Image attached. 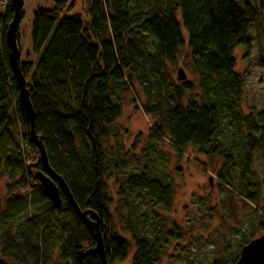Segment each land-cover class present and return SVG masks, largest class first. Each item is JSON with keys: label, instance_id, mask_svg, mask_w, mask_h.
I'll list each match as a JSON object with an SVG mask.
<instances>
[{"label": "trees", "instance_id": "16d2710c", "mask_svg": "<svg viewBox=\"0 0 264 264\" xmlns=\"http://www.w3.org/2000/svg\"><path fill=\"white\" fill-rule=\"evenodd\" d=\"M4 3L0 8V136L17 126L26 148L39 157L27 142L28 120L8 61L5 30L12 9L9 0ZM50 5L32 15L29 41L35 63L20 64L34 109L35 133L48 164L78 207L99 218L108 264L124 262L131 243L130 264H159L173 233L152 225L160 219L153 208L169 212L171 191L150 179L148 169L139 167L134 172L135 156L128 157L121 144L115 145V151L106 148L121 116L113 95L129 89L134 78L149 80L162 63L173 64L186 44L196 71L208 79L218 78L208 91L213 98L209 101L206 96L201 104L188 101L184 106V95L192 92L189 87L152 86L147 95L153 105L144 106L145 113L156 119L149 140L166 137L177 153L193 148L207 159L221 157L218 177L230 183L234 160L218 139L221 122L229 118L246 132L241 137L238 181L242 185L250 176L252 154L264 158V112L244 118L236 110L234 100L244 80L234 73L233 54L238 47H249L248 28L259 22L264 0H254L253 5L242 0H50ZM153 90L156 93L151 96ZM1 157L7 160L9 154ZM36 171H42L39 158L35 165L21 167L20 182L32 180ZM112 177L118 205L128 211L123 230L131 243L107 231L112 200L106 181ZM58 190L59 210L51 209L41 191V202L26 198L4 202L0 223L6 227L16 220L26 224L22 231L26 251L18 264H79L80 251L84 252L82 264H100L90 234ZM245 198L255 205L253 194ZM53 211L60 214V226L53 222ZM50 227L56 228L58 243L54 257L44 261L47 255L39 246ZM1 240V256L7 258L15 240L8 229ZM0 264L9 263L0 260Z\"/></svg>", "mask_w": 264, "mask_h": 264}, {"label": "rangeland", "instance_id": "374dc122", "mask_svg": "<svg viewBox=\"0 0 264 264\" xmlns=\"http://www.w3.org/2000/svg\"><path fill=\"white\" fill-rule=\"evenodd\" d=\"M242 2L254 4V0ZM4 4V0H0V8ZM39 7L50 8V0H23V20L17 31L20 64L35 63L37 59L30 52L29 34L32 15ZM183 36L185 38L184 32ZM248 38L249 47H238L233 54L234 73L244 80L234 106L241 117L255 118L264 112V12L259 22L248 28ZM150 51L153 52L151 48ZM158 69V72L153 70L149 80L134 78L129 89L113 95V100L121 106V116L112 128L114 137L110 138L106 148L115 151V145L121 144L128 157L135 156L137 164L134 172L139 167L148 169L150 179L157 180L171 191L169 212L159 207L153 208L160 219L158 223L152 221V225L156 224L155 227L162 229V232L173 233L169 236L170 245L159 264H236L241 247L264 235V158L257 152L252 154L250 176L240 185L238 177L242 167V138L246 132L243 129L240 131L229 118L221 122L218 139L234 160L230 183H224L218 177L222 169L221 157L207 159L193 148L177 153L166 137L159 142L149 140L156 119L145 113L144 106L153 105V99L147 95L152 86L189 87L192 92L184 95L185 106L188 101L201 104L206 96L210 101L213 94L208 91L218 81L217 77L208 79L196 71L186 44L178 51L173 64L162 63ZM179 69L185 75L183 81H177ZM155 93L156 90H153L150 95ZM25 144L17 126L9 131V135L0 136V210L8 200H42L37 182H20L21 167L33 166L39 158L33 157ZM4 154H9L7 160L1 157ZM106 184L112 200L107 231H113L131 243L129 234L123 230L128 211L118 205L114 177L107 180ZM249 194H253L255 205L246 200L245 196ZM52 218L54 224L60 226V214L57 211H53ZM24 226L26 224L19 220L8 227L0 223V260L9 264L20 262L26 251L22 234ZM54 227H50L41 238L39 250L44 257L47 255L44 261L53 258L56 251L58 239ZM6 229L15 242L9 250V256L2 258L1 235ZM45 243L46 246L42 247ZM133 252L131 243L128 258L118 264H130Z\"/></svg>", "mask_w": 264, "mask_h": 264}, {"label": "water", "instance_id": "95a60500", "mask_svg": "<svg viewBox=\"0 0 264 264\" xmlns=\"http://www.w3.org/2000/svg\"><path fill=\"white\" fill-rule=\"evenodd\" d=\"M12 9L11 20L6 26L5 43L8 47V61L15 78L19 94V103L23 114L28 120L27 142L34 146L39 153V161L42 171H36L32 175V180L40 186L42 195L48 200L51 209L59 210L61 199L58 188L65 195L71 205L76 218L85 227L90 234L94 249L93 253L99 258L100 264H108L104 249L103 237L100 233V221L97 215L91 210H82L73 200L65 182L49 166L43 143L35 133V114L29 97V91L26 86V80L20 70V51L18 48V27L22 17L23 0H9ZM185 80L182 70L177 71V81ZM84 252H79V264H82ZM236 264H264V235L249 241L240 249Z\"/></svg>", "mask_w": 264, "mask_h": 264}]
</instances>
